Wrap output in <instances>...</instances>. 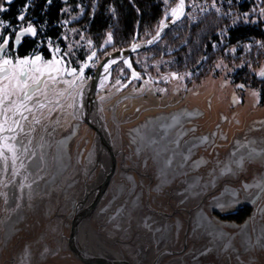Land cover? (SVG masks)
<instances>
[{"label": "water", "instance_id": "95a60500", "mask_svg": "<svg viewBox=\"0 0 264 264\" xmlns=\"http://www.w3.org/2000/svg\"><path fill=\"white\" fill-rule=\"evenodd\" d=\"M179 12L184 15L165 21L167 26L158 28L160 37L153 43L148 41L157 32L111 52L86 81L78 79L79 72L67 75L66 61L59 56L16 58L28 60L29 69H39L30 75L44 80L37 93L44 106L29 116L32 131L25 140H31L30 153L35 154L21 157L23 168L19 161L12 166L10 156L2 165L7 172L0 179L7 186L0 187V264H131L127 256L113 251L106 254L102 237L92 227V215L108 190L116 159L121 157L119 149L129 155L126 164L137 165V153L147 143L149 148L156 145L147 141L158 124L175 116L188 118L186 124L197 127L196 132L212 131L226 147L247 138L255 128L264 131L260 123L263 108L231 109L217 85L198 91L146 89L127 99L97 93L115 66L105 73L103 64L112 59L118 63L152 47L186 15L187 0ZM36 56L41 59L33 65ZM14 67L18 70L20 66ZM8 83L5 76L0 77V88ZM13 167L18 175L11 174ZM124 176L140 183L132 172ZM123 179L120 171L114 177L115 183ZM123 183L130 185L126 179Z\"/></svg>", "mask_w": 264, "mask_h": 264}, {"label": "flooded vegetation", "instance_id": "af4514ba", "mask_svg": "<svg viewBox=\"0 0 264 264\" xmlns=\"http://www.w3.org/2000/svg\"><path fill=\"white\" fill-rule=\"evenodd\" d=\"M178 119L158 124L147 141L156 145L137 153L140 164H126L129 155L119 149L92 215L101 246L131 264H264L257 243H264V162L247 159L243 147L264 144V131L255 128L226 147L212 131L196 132L188 118ZM119 171L129 186L115 183ZM130 172L145 189L124 176Z\"/></svg>", "mask_w": 264, "mask_h": 264}, {"label": "trees", "instance_id": "16d2710c", "mask_svg": "<svg viewBox=\"0 0 264 264\" xmlns=\"http://www.w3.org/2000/svg\"><path fill=\"white\" fill-rule=\"evenodd\" d=\"M208 1L212 2L213 0ZM214 1L216 4L217 1ZM223 1L219 11L213 9L220 16L215 20L216 24L211 29L212 33L214 34L218 29H225L224 39L229 44L226 46L237 47L239 49V51L237 50L238 56L243 54L240 49L247 50V43L253 44L254 50L256 47L257 51L262 50V47L258 46V40L264 41V22L246 20V17H242L249 13L251 0ZM225 1H232L236 11L231 16L234 18L233 22H228L229 24L224 22L223 17H230L229 13L233 6ZM95 2L96 0H11V3H7L6 0H0V7L6 9V11L0 12V21L11 25V27H0V33L5 36L11 35L6 46L17 56H31L39 53L50 59L55 46L60 47L63 54L66 52L68 46L65 40V23L70 16L76 15L80 11L81 6H88V9L84 13L83 21L77 18L74 20V25H88L89 32L98 40L105 39L108 32H112L114 45L111 49L125 47L133 42L150 38L157 32L161 22L168 20L163 18L166 12L164 0H99L93 10L91 6ZM22 14L24 20L19 21L17 17ZM186 20L189 19L186 18ZM28 24L33 25L36 35L25 34L18 43L15 42V33ZM216 25L220 27L217 29ZM199 27L201 26L199 25ZM194 29H197L195 21H186L184 24L177 23L156 45L135 53L136 57L142 55V62L137 60L140 57L134 58L138 61L136 66L140 70L144 68L149 70L150 66L148 67V65H155V60L161 56L165 61L162 63V69H169L173 73H185L188 83H193L216 70V63L219 60L229 61V57L225 55V52L224 54L222 52V50L225 51V47L218 48L214 45V43L220 44L221 39L218 33L211 37L207 36L202 42L200 36L199 38L195 37ZM254 41H257L256 44L253 43ZM254 50L249 56L242 58L241 65L232 77L235 83L259 87L260 101L264 102V79L258 78L252 72V67L260 60L259 57L254 56ZM75 51L71 50L70 52L72 58L67 57L69 56L67 52L65 57L72 66L79 68L80 61L85 58V50L83 48L77 50V56L73 55ZM258 53L260 54V52ZM257 58L259 59L257 60ZM93 72L94 70L90 68L88 74L91 76Z\"/></svg>", "mask_w": 264, "mask_h": 264}, {"label": "rangeland", "instance_id": "374dc122", "mask_svg": "<svg viewBox=\"0 0 264 264\" xmlns=\"http://www.w3.org/2000/svg\"><path fill=\"white\" fill-rule=\"evenodd\" d=\"M98 1L99 0H96L97 3ZM164 1L166 3V6H165L166 12L164 13L163 18L166 19V14L170 13L172 9L177 7V5L179 4V0H164ZM216 1L217 2L215 4L214 0L212 2L208 0H189L187 2L186 15L177 23L184 24L186 21H191V22L195 21L197 24V29L193 30L194 35L196 38H199L200 36V40L202 42L207 36L211 37L212 35L214 36L215 33L216 34L218 33V36L221 39L220 44H216L214 42L213 43L218 48H221L223 46L225 47V51L222 49L221 50L223 54L225 52V55L229 57L228 58L229 61L219 60L216 63V70H213L208 76L201 78V80L199 81L188 83L187 75H185V73L183 74L175 73L176 75L175 77H173L172 75L173 71H170L169 69L168 70L162 69V63L165 61L164 59H162L161 56L158 57L157 60H155L154 62L156 63L155 65L154 64L148 65V67L150 66L149 70L147 68L140 70L136 66V64L138 63L137 60L142 62V59H141L142 55L137 56V57H140L139 59L137 60L134 59L136 57L135 53L139 52V51H136L133 54H131L128 59H125L129 61V63L131 64V68H129L128 65L124 63L125 60H121L118 63H116L113 69L111 70L109 76L107 77V79L103 82V84H101L97 93L101 96L127 99V98H131L137 95L138 93L146 89H155V90H163V91H183V90L198 91V90H204V89L217 85L224 93L226 102L229 108L243 109V108L254 106V107H259V108L264 109V102L259 101L260 99L259 87H256L254 85H245V84H240V83L238 84V83L233 82L232 75L236 72V69L239 67V65H241L242 58L244 56H249V54L254 50V47L252 46L253 44L247 43L246 45L247 50L240 49L241 51H243V54L241 56H238L237 50L239 51V49L237 47L229 48V46H226L229 44L226 43L224 39L223 33L225 29H218V27L220 26L216 25L218 30L214 34L212 33L211 29L214 28L216 24L215 20L219 18L220 16V15L218 16L217 12L213 11V9L215 8L216 11L217 10L219 11V8L221 6L220 4L224 2L223 0H216ZM96 2L95 4H92L91 6L93 10L97 5ZM225 2L231 3L232 1H225ZM233 4H232L233 9L229 13L230 17L229 18L226 16L223 17L224 22L227 24L232 23L234 19L231 17L234 14V12H236L234 8L235 6ZM250 4H251V8L249 10V13L243 15L242 17H246L245 18L246 20L252 19L254 21L261 20L264 22V0H251ZM86 9H88V6H81L80 11L76 15L70 16L68 21H66L65 23L66 24V28H65L66 29V34H65L66 39L65 40L68 46L65 51L68 53L69 56L65 55L67 54L66 52L63 54V52H61L60 47L58 46H55V48L52 49L53 51L52 57L59 56L65 59L66 73L67 75H72L73 73L71 72V70L75 67L72 66L68 62L67 57L72 58V56L70 55L72 54L70 53L71 50L73 51L76 50L73 55L77 56L76 55L78 53L77 50L79 49L81 50L83 48L85 50V58L80 61L78 66L80 67L85 63L89 64V67L86 68L83 73L82 80L84 81L89 80L94 75L99 63L101 62L103 58H105L111 52L117 49H120V47L117 49L116 48L111 49V47H113L114 45L113 43L114 38H113L112 32H108V35L105 37V39L98 40L96 39L95 36H93L89 32L88 25L87 26H85L84 24L74 25V20H76L77 18H80V21L81 20L83 21L84 15H85L84 13L87 11ZM171 18L172 17H170V19ZM186 18L189 20H186ZM167 19L169 20V18ZM29 25L31 24H28L27 26L22 27L20 30L27 28ZM199 25L201 27H199ZM31 27L34 28L33 25H31ZM109 34H111V37H112L111 42H108ZM256 42L257 41H254L253 43L256 44ZM157 43H155L154 45H156ZM199 45L197 46L199 47ZM258 46L262 47V50L260 49L257 51V47H256L255 48L256 54L254 50V56L259 57L260 60L256 62L254 67H252L253 68L252 72H254V74L258 78L264 79V76L261 75V73L264 72V41L258 40ZM93 51L96 52V57H94L93 60L89 61L87 58L88 56L92 54ZM258 52H260V54ZM36 54H39V53H36ZM18 57L19 56H17L15 53H12L11 49H9L6 46L5 52H0V65H2L3 59H14V58L16 59ZM23 57H26V56H23ZM259 58H257V60ZM236 61L238 64L236 63ZM4 67L13 68L14 65H8ZM90 68L94 70L91 76L88 74V71ZM75 69L77 70L76 73H78L79 68L77 67ZM133 71L139 74L140 79H132ZM9 74L10 73H4L3 71H0V77H4ZM129 80H131L130 83H129ZM117 81H119L120 83L117 84L116 83ZM122 85H127V86L123 87ZM241 85L243 87H240ZM133 175L142 185V189H145L146 182L144 181V183H141L142 182L141 179L137 177L135 173Z\"/></svg>", "mask_w": 264, "mask_h": 264}, {"label": "snow or ice", "instance_id": "6c2138e0", "mask_svg": "<svg viewBox=\"0 0 264 264\" xmlns=\"http://www.w3.org/2000/svg\"><path fill=\"white\" fill-rule=\"evenodd\" d=\"M7 3H11V0H6ZM184 7V0H180V3L176 8L172 9L170 13L166 14V19L170 17H175L180 19L183 12L178 13V9ZM6 11L5 8L0 7V12ZM19 21L24 20V15L17 17ZM175 23V20L172 21ZM167 25L164 22H161L160 28L163 29ZM0 27H11V25L6 24L4 21H0ZM31 34L36 35V30L29 25L27 28H24L15 33V42H19L23 35ZM160 37V31H157L156 36L153 37V40L148 41L149 44L153 43L156 39ZM11 35L5 36L3 33H0V52H5L6 45L9 43ZM111 34L108 36V42H111ZM96 57V52L93 51L88 60L91 61ZM40 56H36L35 60L32 61V64H35V61L40 60ZM28 60L20 59H3L2 65H0V71L4 73H10V75L5 76V79L9 80V83L3 88H0V176L6 174L7 169L2 165L4 162L11 159V165L15 166L17 161H19V166L24 167L23 159L21 158L24 155H34L35 153H30L31 140L25 138L30 136L32 131V124L30 122L29 116L37 108L43 107L44 105L40 103L37 93L41 91V87L44 84V80L30 75L31 71H39V69H29L27 67ZM115 59L110 60L109 62L102 65L105 73L109 72V68L112 64H116ZM125 64L131 68L129 61L125 60ZM18 65L20 66L17 70L16 67L8 68L4 66L8 65ZM89 67L88 63L83 64L79 67V76L78 79L83 78V73L86 68ZM73 74L77 72L75 68L71 70ZM43 75V73H41ZM175 77V73L172 74ZM264 76V72L261 73ZM107 79V76H105ZM132 79H140V76L135 71L132 72ZM12 81H15L13 84ZM131 80H129V83ZM76 81H73V84ZM103 84V81L101 82ZM117 84L120 82L117 81ZM126 87L127 85H122ZM240 87H243L242 85ZM163 91V90H162ZM31 105V106H30ZM31 120L39 123V120L35 116H31ZM264 124V121L260 122ZM207 139V138H204ZM247 149L246 158L247 159H259L261 162H264V144L256 146L254 141H247L243 145ZM244 157H242L243 159ZM13 176L18 175L19 173L13 170L11 172ZM7 184L0 179V187H6ZM3 195V193H0ZM260 246L264 247V243L260 241L257 242Z\"/></svg>", "mask_w": 264, "mask_h": 264}]
</instances>
